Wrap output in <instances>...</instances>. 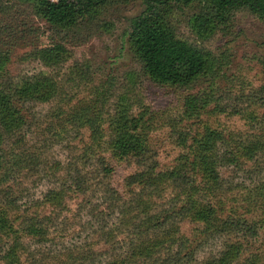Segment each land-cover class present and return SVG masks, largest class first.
Segmentation results:
<instances>
[{"label":"rangeland","instance_id":"374dc122","mask_svg":"<svg viewBox=\"0 0 264 264\" xmlns=\"http://www.w3.org/2000/svg\"><path fill=\"white\" fill-rule=\"evenodd\" d=\"M38 5L0 0V90L39 77L54 87L46 101L13 99L24 118L19 130L8 132L0 121V264H203L241 241L231 264H250L255 252L264 264V224L253 208L264 153L249 156V141H264V20L240 6L200 32L196 17L211 11L204 0L165 7L176 36L212 58L210 71L183 88L156 83L130 45L144 0H110L60 29ZM56 46L60 58L46 64L42 51ZM192 94L203 107L188 118ZM119 111L138 120L143 157L111 155ZM210 128L222 135L217 152L239 162L220 166L218 183L190 146ZM163 172L162 180L148 181ZM76 178L85 180L84 190L72 188ZM62 188L60 205L45 202ZM192 199L199 209L211 205L212 219L181 213ZM235 218L258 234L230 231ZM142 243L143 250L133 249Z\"/></svg>","mask_w":264,"mask_h":264},{"label":"trees","instance_id":"16d2710c","mask_svg":"<svg viewBox=\"0 0 264 264\" xmlns=\"http://www.w3.org/2000/svg\"><path fill=\"white\" fill-rule=\"evenodd\" d=\"M110 0H38V10L40 14L57 29L69 27L74 24L78 16L95 10ZM194 0H144L145 12L143 15L133 18L129 31V42L134 50L138 60L142 64V68L156 83L168 86L190 87L204 74L210 71L212 67V58L203 49L198 48L189 41L176 36L174 31L168 25L164 17V8L171 3L189 4ZM211 8L210 12L201 13L195 19V25L200 32H207L216 18L227 14L232 8L244 6L249 8L253 13L259 15L264 20V0H204ZM61 46L42 51V58L46 64L60 58ZM182 66L185 69L182 70ZM54 91L53 85L46 77H39L33 80H26L17 87L0 90V121L4 129L8 132L19 130L24 124L23 113L19 109H14L15 102L13 99L27 101L30 99H38L42 101L48 100ZM185 114L188 118L197 116L200 112V104L198 96L188 95L186 99ZM202 102H204L202 100ZM114 137L110 143L111 155L117 160H124L134 156L143 157L146 150V140L143 133L140 132L138 120L128 117L122 111L118 112V116L114 119ZM222 135L216 129H208L198 139L195 144H191L196 150V159L204 174L212 182H220L219 167L227 164L239 163L236 154L217 152V143L221 140ZM249 156L264 153V141L258 136L249 141ZM103 168L106 172H110V166L101 157ZM1 160V156H0ZM237 162V163H236ZM1 167V161H0ZM178 172L169 173L171 177L177 175ZM168 173H159L156 177L149 176L148 181L155 183L162 180ZM143 176V174L139 175ZM135 176H133L134 178ZM87 179V178H86ZM146 184H148L146 182ZM82 186V187H81ZM85 180L76 178L74 190H84ZM69 188V187H68ZM195 186H193L194 190ZM67 188L58 191H49L45 196V202L60 205ZM256 204L253 208L261 210L260 222L264 224V180L261 181L256 188ZM192 212L201 220L212 219L214 208L196 206L195 200L187 201V205L181 208V213L188 214ZM168 217H163L165 220ZM151 222V218L147 220ZM230 231L236 233L243 232L245 237H253L258 234L257 226L247 223L245 218H235L230 223ZM241 240V239H239ZM244 245V241H241ZM240 246L242 247V244ZM145 244L134 245L133 249L145 248ZM240 246L229 244L227 249L222 252L219 257L209 259L203 264H231L242 252ZM150 253L149 249H144ZM141 251L140 254H143ZM264 252V250H263ZM135 251L132 253L134 254ZM263 253H253L250 264H257ZM128 256V255H126ZM17 259V257L15 256ZM18 259L17 262L18 263ZM125 259L112 264H125ZM7 264H10L7 261Z\"/></svg>","mask_w":264,"mask_h":264}]
</instances>
